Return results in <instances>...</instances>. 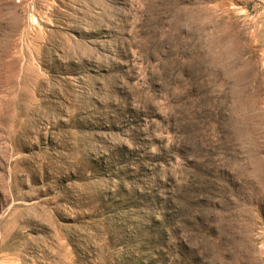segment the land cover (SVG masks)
Listing matches in <instances>:
<instances>
[{
	"label": "rangeland",
	"instance_id": "obj_1",
	"mask_svg": "<svg viewBox=\"0 0 264 264\" xmlns=\"http://www.w3.org/2000/svg\"><path fill=\"white\" fill-rule=\"evenodd\" d=\"M0 264H264V0H0Z\"/></svg>",
	"mask_w": 264,
	"mask_h": 264
}]
</instances>
